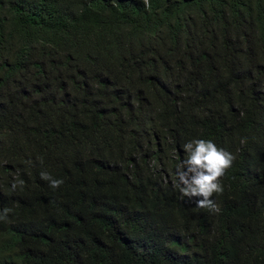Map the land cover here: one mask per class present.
<instances>
[{
	"label": "trees",
	"instance_id": "obj_1",
	"mask_svg": "<svg viewBox=\"0 0 264 264\" xmlns=\"http://www.w3.org/2000/svg\"><path fill=\"white\" fill-rule=\"evenodd\" d=\"M4 209L0 264H264V0H0Z\"/></svg>",
	"mask_w": 264,
	"mask_h": 264
},
{
	"label": "clouds",
	"instance_id": "obj_2",
	"mask_svg": "<svg viewBox=\"0 0 264 264\" xmlns=\"http://www.w3.org/2000/svg\"><path fill=\"white\" fill-rule=\"evenodd\" d=\"M186 152V159L183 166L178 168L177 176L180 191L190 199L196 197L197 208L216 210L211 197L214 193H222L223 187L220 178L224 176L226 170L232 166L234 156L218 148L211 140L194 139L182 145ZM41 178L50 182L52 188L59 187L63 181L53 179L48 173L41 172ZM21 185L23 181L19 182ZM16 184H13L15 189ZM10 209H4V214L0 215V221L7 219Z\"/></svg>",
	"mask_w": 264,
	"mask_h": 264
}]
</instances>
